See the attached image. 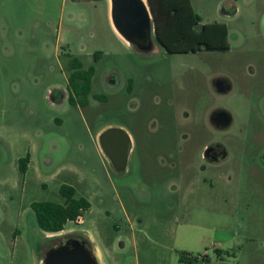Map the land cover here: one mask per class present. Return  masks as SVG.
Instances as JSON below:
<instances>
[{
	"label": "rangeland",
	"instance_id": "1",
	"mask_svg": "<svg viewBox=\"0 0 264 264\" xmlns=\"http://www.w3.org/2000/svg\"><path fill=\"white\" fill-rule=\"evenodd\" d=\"M191 1L201 24H226L227 50L141 51L104 0H0V264H43L70 237L99 264H264V0ZM74 57L95 68L86 106L68 100ZM108 127L132 139L120 172L99 144ZM212 143L226 159H204ZM62 184L90 207L52 236L31 203L64 204Z\"/></svg>",
	"mask_w": 264,
	"mask_h": 264
},
{
	"label": "trees",
	"instance_id": "2",
	"mask_svg": "<svg viewBox=\"0 0 264 264\" xmlns=\"http://www.w3.org/2000/svg\"><path fill=\"white\" fill-rule=\"evenodd\" d=\"M151 11L156 43L169 53H187L198 51H225L227 26L222 22L201 24L200 16L195 12L191 0H146ZM100 52L94 54L95 61ZM69 102L86 106L92 88L93 65L83 68L78 58H71L68 64ZM131 84V83H130ZM129 84V86H130ZM96 98L99 96L96 95ZM29 157L19 159V170L25 172ZM64 204L51 201L31 203L39 228L48 233H57L64 229L69 221H76L90 207L83 196L77 197L75 188L69 184L59 187ZM88 244V243H87ZM191 257L182 254L180 260L191 262Z\"/></svg>",
	"mask_w": 264,
	"mask_h": 264
},
{
	"label": "water",
	"instance_id": "3",
	"mask_svg": "<svg viewBox=\"0 0 264 264\" xmlns=\"http://www.w3.org/2000/svg\"><path fill=\"white\" fill-rule=\"evenodd\" d=\"M112 21L117 32L139 50L147 52L154 46L155 31L146 0H111ZM229 89V87L227 88ZM219 93L226 92L221 81L216 82ZM210 120L215 127H228L232 115L225 109L214 110ZM99 144L117 171L125 170L132 148V139L120 127H108L99 134ZM43 264H99L92 250L82 239L62 241L45 254Z\"/></svg>",
	"mask_w": 264,
	"mask_h": 264
},
{
	"label": "flooded vegetation",
	"instance_id": "4",
	"mask_svg": "<svg viewBox=\"0 0 264 264\" xmlns=\"http://www.w3.org/2000/svg\"><path fill=\"white\" fill-rule=\"evenodd\" d=\"M258 76V78H260L259 75H256ZM262 76L264 77V75L262 74ZM217 81H221L223 86L225 87L226 89V92H223L224 93H228L229 91H231L232 89V83L231 81L228 79V78H225V77H217L215 79L212 80V84L213 86L215 87V90H216V82ZM229 87V89H227ZM217 91V90H216ZM219 93V92H218ZM222 94V93H221ZM264 103V101L262 102ZM264 107V105H263ZM218 110V109H217ZM226 110V109H225ZM228 111V110H227ZM213 112V111H212ZM211 115V114H210ZM232 115V114H231ZM210 119V117H209ZM232 121H233V117H232ZM232 121H231V124H232ZM211 122V120H210ZM212 123V122H211ZM263 125H264V122H261ZM230 124V125H231ZM230 125L228 127H225V128H222V127H216L217 129H220V130H225L227 128L230 127ZM203 153H204V159L210 163H216V162H221L223 161L224 159H226L227 157V150L219 143H212L208 146H206L204 149H203ZM261 162H262V165H264V152L262 153L261 155ZM70 239H76V237H70L66 240H70ZM78 239V238H77ZM65 241V240H64ZM57 244H53V246H56ZM52 246V247H53ZM87 246L89 247V245L87 244ZM90 248V247H89Z\"/></svg>",
	"mask_w": 264,
	"mask_h": 264
},
{
	"label": "crops",
	"instance_id": "5",
	"mask_svg": "<svg viewBox=\"0 0 264 264\" xmlns=\"http://www.w3.org/2000/svg\"><path fill=\"white\" fill-rule=\"evenodd\" d=\"M99 1H101V0H99ZM105 2H106V4H107V6H110L111 5V0H104ZM191 4H192V1H191ZM192 6H193V4H192ZM193 8H194V6H193ZM195 10V9H194ZM127 42V41H126ZM80 217H83V216H80ZM64 230V229H63ZM62 230V231H63ZM62 231H60V232H57V233H48L49 235H54V234H61V232ZM98 255V254H97ZM98 259H99V261L101 262V259H100V256L98 255Z\"/></svg>",
	"mask_w": 264,
	"mask_h": 264
}]
</instances>
